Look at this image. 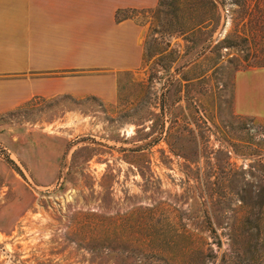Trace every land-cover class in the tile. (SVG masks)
Masks as SVG:
<instances>
[{"label": "rangeland", "instance_id": "obj_1", "mask_svg": "<svg viewBox=\"0 0 264 264\" xmlns=\"http://www.w3.org/2000/svg\"><path fill=\"white\" fill-rule=\"evenodd\" d=\"M118 17L145 52L112 70V101L0 116V264H264V119L235 109L237 74L264 65V0Z\"/></svg>", "mask_w": 264, "mask_h": 264}, {"label": "crops", "instance_id": "obj_2", "mask_svg": "<svg viewBox=\"0 0 264 264\" xmlns=\"http://www.w3.org/2000/svg\"><path fill=\"white\" fill-rule=\"evenodd\" d=\"M160 0H0V116L38 97L116 96L112 70L144 61V34L127 11ZM102 69L108 74H95ZM54 75V76H52ZM235 109L264 119V65L239 72Z\"/></svg>", "mask_w": 264, "mask_h": 264}]
</instances>
